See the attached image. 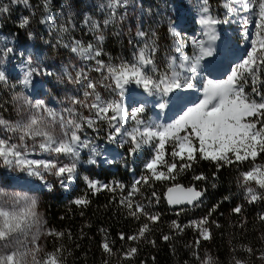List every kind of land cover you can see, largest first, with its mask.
<instances>
[{
	"label": "snow or ice",
	"instance_id": "6c2138e0",
	"mask_svg": "<svg viewBox=\"0 0 264 264\" xmlns=\"http://www.w3.org/2000/svg\"><path fill=\"white\" fill-rule=\"evenodd\" d=\"M130 0H107L106 4L100 7L106 12V18L103 21L105 27L115 24L120 16L118 9L127 8ZM237 7H232L229 3L223 6L228 13L237 11V8L253 12L255 15L256 33L251 40V48L247 56L232 69L231 74L226 80L214 82L207 81L204 88L203 99L199 103L188 107L174 121L168 124H160L153 121L142 119L145 112V106L133 107L129 112L125 110L123 97L125 86L134 83L142 87L149 95H159L162 99L168 96L174 89L191 88L192 76H183L181 71L175 70L173 63L169 64V70L158 73L156 76L149 74L157 73L152 56L156 48L149 47L146 43L141 48L134 61L121 60L119 63H105L99 57L103 54L101 49L93 43L85 45L80 40L72 39L70 43L63 44L70 52L78 58L85 61H95V67L91 69L80 68L72 76L67 69L65 75L68 82L80 85L83 89V99L73 96L69 97L70 105H78L79 108L88 109L89 115L85 116L76 107H66L63 112L67 115H59L53 110L44 106L43 101L32 103L23 97H13L14 100L24 99V104H17L16 111L20 119L15 121L6 120L0 117V162L6 168L14 171L26 172L27 175L44 180L45 173L61 178V185L66 187L64 180L71 181L77 169V161L80 156V149L89 147L90 141L81 139L79 133L83 131L84 125L93 128L97 121H105L112 131L108 133V140L115 142L118 136L127 137L123 143H130L129 154L135 153L142 147H148L152 151L151 158L144 167L152 173L155 180L164 181L175 179L174 170H177L176 158L186 160L188 163H181L179 171H184L191 167V163L197 159L210 160L214 162L217 169L231 165L234 162H244L250 158L255 159L264 153V94L256 87L260 79L259 73L264 69V0H234ZM199 23L204 26V40H193L196 53L192 58L187 56L181 57L180 68L188 73L195 74L200 60L206 56L212 55L211 42L215 40L213 26L221 23L209 13V0H201ZM12 5H24L30 7V0H9V4H0V16L9 14ZM45 13L49 12V0H43L42 3ZM69 12L68 23H72V16ZM48 23L50 28H57L54 21L48 16L40 21ZM226 22V21H225ZM83 23L89 27L90 31L99 33L95 35L97 41L103 42L104 35L100 32V25L93 21L87 13L84 15ZM245 24L248 20L245 19ZM30 24V18L23 16L19 19L17 27L24 29ZM61 34L68 33L69 28L65 25H59ZM170 32L175 36L176 33L172 28ZM138 37H145L146 33L137 31ZM155 35V33H153ZM29 38L32 33H28ZM5 42H6V38ZM131 42V41H130ZM59 43V41H58ZM177 52L180 48L175 49ZM12 47L0 49L4 55L13 52ZM32 58L29 57L28 64H32ZM37 68H29L24 74L21 81L27 86L31 76L37 72ZM95 71L101 74V80L94 81L89 72ZM49 75L51 73H48ZM0 82H6V75L0 70ZM108 82V83H105ZM251 83V94L245 91V86ZM98 85L110 89L118 99L105 100L97 90ZM260 97L259 100L253 98ZM159 108L164 109L165 103H159ZM43 109V112L51 117L46 120L43 115H37L31 110ZM28 112L27 118L23 113ZM127 121H132L133 126L129 129L126 127ZM58 127V131H57ZM28 141L32 146H38L41 152L49 153L56 159H29L30 149ZM172 146L171 156L173 162L165 160L166 145ZM198 145V146H197ZM93 156L99 155L95 148L92 149ZM68 157L71 160L69 164H61L59 157ZM90 159L89 163H95ZM162 165L167 169V174L158 171V166ZM215 175V174H214ZM242 185L245 187L246 198L249 203L264 199V166H254L250 170L243 172ZM89 190L100 191L101 189L113 190L109 185L100 184L99 181L84 178ZM195 180H205L203 174L194 176ZM149 177L142 176L132 185V191L129 192L131 197L139 191L137 185L141 181L147 183ZM254 181L257 186L254 189L249 186V182ZM117 186H121L117 184ZM50 187V186H49ZM202 191L194 187H183L176 184L167 189L165 197L168 203L189 205L196 207L203 196ZM156 196V193H152ZM227 199V197H225ZM76 205H87L88 200L84 197L77 198ZM122 204L129 210V214L136 219L141 215L147 217L150 222H157L159 214H150L145 211L144 205L135 204L131 200H122ZM218 205H214L209 215L215 211ZM184 209H181L183 211ZM241 207L236 206L232 209L234 213H240ZM139 214V215H138ZM259 220L264 221V214H261ZM208 218L204 217L199 221H192L193 225L199 228L200 236L204 240H209L211 235L206 227ZM215 223V222H213ZM172 226L177 230H182L180 225L172 222ZM43 220L37 211V201L35 198L27 197L20 193H8L6 189L0 188V264H65L62 257L63 246L57 247L52 252H44L43 247L38 244L41 236H56L58 239L64 235L63 232L54 230H43ZM151 231L148 223H144L136 235L128 236V240H137ZM121 239L124 235L121 234ZM163 240L169 239L168 235L162 237ZM200 240L196 241L199 246ZM243 250L252 254L250 247L242 246ZM102 250L109 256L112 254V248L105 242L102 244ZM136 247H131L122 252L124 259H129L137 253ZM41 253H44L41 256ZM193 257L199 261V264H218L213 257L207 253L200 258L196 251L192 253ZM264 260V251L258 257ZM104 264H109L108 260ZM232 264H248L246 260L233 257Z\"/></svg>",
	"mask_w": 264,
	"mask_h": 264
},
{
	"label": "rangeland",
	"instance_id": "374dc122",
	"mask_svg": "<svg viewBox=\"0 0 264 264\" xmlns=\"http://www.w3.org/2000/svg\"><path fill=\"white\" fill-rule=\"evenodd\" d=\"M0 2H2L1 4L3 5L9 4L7 3V0H0ZM217 2L218 3H216L215 10L209 9V13L212 16L214 15L213 17L220 18L219 21H222L221 23H217L213 26L214 34L216 37H218L217 41L211 42L213 56L215 58L223 56L225 59L230 58L231 56L233 57L238 49L243 48L248 43V48L245 50L244 56L241 59L242 61L247 56V52L251 48V40L254 38V35L256 33L254 22L255 15L253 12H248L240 8H237L236 12L228 13L227 9H224L223 5L225 3H229L232 7H237L236 3H234V0H217ZM106 3L107 0H104L103 4ZM199 5L202 6L201 0H130L127 8L118 9L120 16H123L124 18L121 20L118 17L115 24L108 25L113 32L111 34V37H113L117 41V55L115 56L108 55V52H103V43L95 39V35L99 33L90 31L89 27L83 23L84 15L85 13H87L89 16H91L93 21L97 22L100 25L102 31H105L106 27L104 26L103 21L106 18L107 14L100 7V0H87L85 1V3H79L77 5L78 7L72 11L74 15L72 16V23L68 26L69 32L64 34H61L58 30L59 25L63 24L64 22L63 13L59 14L58 12H56L46 13L43 15L41 14V18L39 19L37 25L31 24L24 29H19L17 27L19 19L22 16H25L26 12L23 5H12V10L9 14L0 16V20L2 19V21H0V49L4 47H12L14 49L13 52L7 53V55H4L3 52H0V70H3L6 75V82H0V117H3L4 119L10 121L20 119V116L17 115L16 106L17 104L23 105L24 99L14 100L13 97H23L26 98L27 101H30L32 103H35L36 101H43L44 106L58 114L57 119H59V115H67L63 112V109L66 107H76L80 112L83 113V115L88 116V109L79 108L78 105H70L68 99L69 97L77 96L83 99V89L80 85H75L68 82V78L65 75V69H67L72 76H75V71L80 68H94L95 61L81 60L75 54L70 52L68 48L63 47V44L70 43L72 39L79 40L74 36L75 33L86 29L87 33H89V36L85 37V41H80L83 43L85 42V45H87L88 43L97 45V47H99L103 53L99 57V59L103 60L105 63H119L121 60H130V57L133 56V49H135L136 43H141V37H138L136 35L138 30L144 31L146 27H167L166 19L175 11L176 13L177 11H182L181 13L190 14L192 16L199 15V13L201 14V6ZM208 6H211V0H209ZM130 9L133 10L130 12ZM45 16H48L51 21H54L57 25V28L53 29L50 28L48 23H41L40 21L44 19ZM245 19L248 20L247 24L244 23ZM162 20L164 21L162 22ZM131 26H133V33H131L127 29V27ZM202 28L203 27L194 24L190 25L189 28L186 29V33L182 37L184 43H188V48H186L187 51L184 52V54H186L185 56L192 58L196 53L197 50L194 47L193 40L197 39L207 42V37L204 35L205 29ZM18 30H20L22 33L19 34ZM49 31H53V34H48L49 37L45 36V33H48ZM29 32L32 33L31 38H29L28 36ZM160 35L161 37H163L162 32ZM200 35L202 36V38ZM4 38H6V42ZM172 39L174 40V38ZM190 39L192 41H190ZM161 40L165 42L167 40V48L170 51H168L169 54L167 55L166 53H160L156 55V69L160 72L166 71L169 67V64L173 63L174 68H176V70L178 69L177 71H181L183 76H192L193 84V88L191 87V89L179 88L173 90L172 93H174L171 94L172 96L168 95L165 97V105L167 104L166 99L169 100L173 96L174 99H177L178 97L179 99L182 98L181 100L183 103L184 95L190 93L193 89H195L196 82H198V92L194 96L192 102L186 105L183 111H185L188 107L199 103V101L203 99L204 88L207 81L211 80L214 82H219L226 80L227 77L231 74L233 67L239 63L234 62L229 70L224 71L221 74L218 73L219 75L216 74L217 76L207 79L205 77H202L206 76L204 67H207V64L203 61V59L199 62V68L196 71L197 73H187L180 68L182 56H180L179 52L182 49H180L179 52L175 50L177 47L180 48V46L171 41V36L169 35V33L168 35H165V37L161 38ZM50 47L55 49L60 47L64 49V52L61 55L59 53L58 55H54L52 54L54 50H52V48ZM137 53L138 52L134 53V57ZM29 57H31L33 61L31 65L28 64ZM30 67L37 68L38 70L37 72H34L32 74L29 82L34 85V89L28 88L21 83L24 78L25 72H27ZM48 73L51 74L49 75ZM89 76L94 81L101 80V74L98 72L90 71ZM259 76L260 79L258 80L256 87L262 94H264V69L261 70ZM199 77H202V79H198ZM251 87L252 85L251 83H249L245 86V91L251 94ZM97 90L101 93L105 100L117 99L115 93H112L110 89H106L98 85ZM142 91L148 94L144 91V89H142ZM253 98L257 100L260 99V97L255 96L254 94ZM141 104L142 103H126L124 107L125 110L130 113L133 107L140 106ZM143 105L145 106V112L142 114V119L150 121L152 112L157 111V109H155L154 107V102L151 104V106L150 104ZM31 111L36 112L37 115H43L46 120H51V117H48L47 114L43 112V109H33ZM183 111L176 115L174 120L178 116H180ZM163 113L170 115V112ZM146 114L149 118L144 117ZM23 115L25 118H27L28 112H24ZM104 122L105 121H98L95 126H97L99 130H102L103 127L106 126V128H104V135H108V133L112 131V129H110L108 124L106 125V123ZM132 126L133 122L127 121L126 127L130 129ZM79 135L81 136L82 140L90 141L91 143L89 144V147L80 149V156L77 161L76 173H74L73 179L71 181H68L66 179L64 180V184L67 185L66 187L61 185V178H57L54 175H48L47 173H45L44 180H40L36 177L27 175L26 172L14 171L6 168L2 165V162H0V188L6 189L10 194L20 193L27 197L36 199L37 211L43 220L42 231L48 230V227L46 225L45 212L42 204L44 195L54 193L57 194L59 192L68 193L72 189H74V187L77 185V181H82L83 184L87 185L84 179L85 177L94 180L92 176L94 168L97 164L100 163V159L97 158L98 155L93 156L92 153V149L95 146H98V148L95 147L98 153L101 150L107 148V150H103L101 155H103V158L105 159L104 161H110L111 159H118L119 153H112L109 148H116V151H120L121 148L130 145V143L122 142L127 139V137L123 136H118L115 142H110L106 138H98V136L94 135V130L91 131V129L87 127V125H84L83 131H81ZM28 144L30 145V149L32 147L35 148V150H30L28 155L29 159H56V157L50 155L49 153L41 152L38 146H32L31 141H28ZM168 146L170 147L169 153H171L172 146L170 144H168ZM138 151L140 152V156H137V158H135L134 153L129 154L127 151V147H125V149H123L124 154L121 156L122 166H128V164L130 165L133 163V161H135L136 166H138L141 170L146 169L144 165L151 158L152 151L147 147L146 149H143L142 147ZM104 153H106L105 157ZM90 159H94L96 162L94 164L89 163ZM58 160L61 164L71 163L70 158L64 156L59 157ZM165 160L168 161L166 155ZM160 168H163V166L159 165L158 171H161ZM128 172L131 179L134 182L137 181L138 176L136 175L135 171L133 169H129ZM46 236L47 235L41 236L40 240L38 241V244H40L43 249L44 239ZM43 255L44 253H41V256Z\"/></svg>",
	"mask_w": 264,
	"mask_h": 264
},
{
	"label": "trees",
	"instance_id": "16d2710c",
	"mask_svg": "<svg viewBox=\"0 0 264 264\" xmlns=\"http://www.w3.org/2000/svg\"><path fill=\"white\" fill-rule=\"evenodd\" d=\"M85 1L87 0H49L48 13H63V24L68 27L69 12L72 13L79 3ZM7 2L9 3V0ZM42 3L43 0H30V7L23 5L27 17L30 18L29 25H37L40 15L46 14ZM18 31L19 34L22 33ZM53 31L45 33V36L49 37L48 34H53ZM74 36L85 41L89 33L84 29ZM116 46V42L107 40L103 45V52L116 55ZM52 50L55 55L64 52L60 47ZM169 151L170 147L166 145V158L173 162ZM196 155L197 159L184 171H179V165L188 163L186 158L175 159L177 170L173 173L174 180H155L150 171L134 166L139 180L142 176L149 177V180L147 183L141 181L137 185L139 191L131 197L129 192L132 191L134 181L128 169H123L119 164L115 168L99 166L93 171V179L104 181V185L113 189L111 191L101 189L94 192L82 181H77V185L68 193L44 195L42 204L48 230L64 233L59 239L47 235L44 239V252H52L55 248L63 246L62 257L65 264H104L105 260H108L109 264H199L192 255L193 251H196L200 258L207 253L218 261V264H232L234 256L246 260L248 264H264V260L258 258L264 251V221L258 218L264 214V199L249 203L245 187L241 183L243 172L254 166H264V153L255 161L250 158L219 169L214 162L199 159V153ZM160 170L167 174L166 168ZM200 174L207 179H193ZM117 184L121 186L118 187ZM176 184L192 186L204 193L196 207L172 209L167 206L164 192ZM249 186L254 189L257 187L254 181L249 182ZM153 192L156 196L152 195ZM80 197L88 200L86 206L74 203V200ZM122 200H131L134 206L144 205L148 213L159 214V220L153 223L143 215L136 219L129 214L128 208L121 203ZM214 205L218 207L209 215ZM236 206L241 207L240 213L232 211ZM204 217L208 218L203 227H206L211 235L209 240H204L200 236L199 228L191 223ZM173 221L180 225L182 230L173 227ZM144 223L149 224L151 231L137 240H128L127 237L136 235ZM121 234L124 239L120 238ZM164 235L169 236L167 241L162 239ZM197 240H200L199 246L196 245ZM105 242L112 248L110 256L102 250V244ZM242 246L252 248V254L244 251ZM131 247H136L137 253L129 259H124L122 252Z\"/></svg>",
	"mask_w": 264,
	"mask_h": 264
},
{
	"label": "bare ground",
	"instance_id": "6f19581e",
	"mask_svg": "<svg viewBox=\"0 0 264 264\" xmlns=\"http://www.w3.org/2000/svg\"><path fill=\"white\" fill-rule=\"evenodd\" d=\"M186 1V0H185ZM190 1V0H189ZM188 2V1H187ZM196 2V1H195ZM200 2V1H199ZM216 2H217V0H216ZM175 3V2H174ZM218 3V2H217ZM219 3H221V2H219ZM195 4V3H194ZM175 5V4H174ZM189 6V5H188ZM191 6V5H190ZM199 6H201V5H199ZM172 7V6H171ZM178 7V6H177ZM160 8H162V7H160ZM192 8V7H191ZM194 8V7H193ZM177 9V8H176ZM215 9H216V3H215ZM225 9V8H224ZM149 10H153V9H149ZM172 10V9H171ZM174 11V10H173ZM193 11H195V10H193ZM182 12V11H181ZM181 12H178L177 11V13H176V11L175 12H173V14H171V15H169L168 16V18L166 19V24H167V27H169L168 28V31H167V35H168V33H169V35L171 36V41L174 43H176V44H178L179 46H180V49H182L179 53H180V56H185L186 54H184V52L185 51H187L186 50V48H188V43L186 42V43H184V41L182 40V37L185 35V33H186V29L187 28H189V26L190 25H194V24H197V26L199 25V26H201V27H203L204 28V26H202L200 23H199V18H200V13H199V15H190V14H183V13H181ZM171 13V12H170ZM167 14H168V12H167ZM125 16V15H124ZM159 16V15H158ZM214 16V15H213ZM217 16V15H216ZM160 19H162V18H160ZM220 19V18H219ZM164 20H162V22H163ZM157 22V21H156ZM157 24V23H156ZM164 24V23H163ZM162 27V26H161ZM170 28H172L173 29V31L176 33V35L174 36L173 34H172V32H170L169 31V29ZM202 28V29H203ZM194 32V31H193ZM199 35V34H198ZM201 36V35H200ZM193 37V36H192ZM216 37V36H215ZM172 38H174V40L172 39ZM201 38H202V36H201ZM170 39V38H169ZM187 39V38H186ZM195 39V38H194ZM185 40V39H184ZM197 40V39H196ZM218 40V37H216L215 38V40L214 41H217ZM189 41V40H188ZM190 41H192L191 39H190ZM168 43V42H167ZM214 44V43H213ZM175 45V44H174ZM221 45V44H220ZM171 46V45H170ZM176 46V45H175ZM169 48H171V47H169ZM168 51H170V50H168ZM178 53V54H179ZM167 54H169V53H167ZM175 54V53H174ZM225 54V53H224ZM236 54H237V52H236ZM236 54L234 55V56H236ZM173 55V54H172ZM216 55V54H215ZM233 56V57H234ZM133 57V56H132ZM174 57V56H173ZM217 57V56H216ZM230 59H232V56L230 57V58H224L223 56L222 57H218V58H215L214 56H213V52H212V55H211V57L210 56H206V57H204L203 58V61L207 64V67H209V66H211L212 64H214V63H217V62H219V61H226V62H228ZM178 61V60H177ZM181 62V61H180ZM179 62V63H180ZM203 63V62H202ZM178 64V63H177ZM199 68V67H198ZM168 70H169V67H168ZM175 70H176V68H175ZM178 70V69H177ZM229 70V69H228ZM222 72H223V70H222ZM188 73V72H187ZM197 73V72H196ZM217 75H219L218 73H217ZM195 80V79H194ZM26 87H28V88H32V89H34V85L32 84V83H29ZM193 88V87H192ZM191 89V88H190ZM28 90V89H27ZM136 89H135V87H129V86H125V92H124V101H123V103H124V105L126 104V103H142V104H150V106H151V104L154 102V107H155V109H157V111H154V112H159V110H161L160 108H159V103H165V97H163V99L159 96V95H149V94H146V93H144L143 91H142V89L141 88H137V90L138 91H142L140 94L141 95H143V97L141 96V97H137L136 95H135V93H136V91H135ZM175 90V89H174ZM29 92V91H28ZM184 92V91H183ZM174 93V92H173ZM177 94H178V92H177ZM172 96V95H171ZM153 97V98H152ZM182 99V98H181ZM181 99H179V97L177 98V99H174V96L173 97H171V99H166L167 100V106L168 105H172V106H179V105H182V100ZM171 112V111H170ZM161 114H162V112H161ZM152 118V119H151ZM150 119H151V121H156L157 123H160L159 122V119L157 118V119H154L153 118V112H152V115H151V117H150ZM106 156V153H104V157Z\"/></svg>",
	"mask_w": 264,
	"mask_h": 264
},
{
	"label": "built area",
	"instance_id": "2783aa9c",
	"mask_svg": "<svg viewBox=\"0 0 264 264\" xmlns=\"http://www.w3.org/2000/svg\"><path fill=\"white\" fill-rule=\"evenodd\" d=\"M103 1L104 0H100V5H102L103 4ZM2 2H0V4H1ZM8 3V2H7ZM215 3H217L216 2V0H211V6H208L209 7V9H211V10H215ZM95 10V9H94ZM133 9H130V12L132 11ZM25 16H27V15H25ZM23 17V16H22ZM216 19H218V20H220L219 18H216ZM134 26V25H133ZM133 26H131V27H127V29L131 32V33H133ZM168 28L169 27H159V28H150V27H146L145 28V30L143 31L144 33H146V36L145 37H143V38H141V43H136V45H135V49H133V57H130V60H125V61H134V53L135 52H138L141 48H143L144 47V45L147 43L148 45H149V47L151 48V47H155L156 48V52H155V54L152 56V58H153V60H154V65H155V67L157 66L156 65V55H158V54H160V53H166V55H167V53H168V48H167V40H166V42L165 41H163V40H161V38H163V37H165V35H167V31H168ZM100 32H102V34L104 35V40H103V45H104V43L107 41V40H109V41H114V42H116V44H117V41L113 38V37H111L112 35V30H111V28L108 26V27H106V29H105V31H102V28L100 27ZM161 32L163 33V37H161ZM153 33H155V35H153ZM123 41V40H122ZM194 50V49H193ZM111 51V50H110ZM115 51H116V53H117V46H116V49H115ZM53 54L55 55V52H53ZM108 55H112V53L110 52V53H108ZM117 55V54H116ZM112 56H115V55H112ZM210 57H211V55H210ZM166 71H168V68H167V70ZM166 71H158L157 70V73H152L151 71H149V74H151V75H153V76H156L158 73H162V72H166ZM126 86H129V87H136V88H142V87H138L137 85H135L134 83H132V84H128V85H126ZM143 89V88H142ZM117 99H118V97H117ZM98 122V121H97ZM104 123H106V125H107V122H104ZM95 128H96V130L94 131V135L95 136H98V138H106V139H108V135H104V128H106V126H104L103 127V129L102 130H99L98 129V127L97 126H95ZM91 129V131L93 130V128H90ZM130 147H131V144H130Z\"/></svg>",
	"mask_w": 264,
	"mask_h": 264
},
{
	"label": "water",
	"instance_id": "95a60500",
	"mask_svg": "<svg viewBox=\"0 0 264 264\" xmlns=\"http://www.w3.org/2000/svg\"><path fill=\"white\" fill-rule=\"evenodd\" d=\"M174 186V185H173ZM181 186H183V185H181ZM170 187H172V186H170ZM183 187H185V188H187V187H192V186H183ZM169 188V187H168ZM167 188V189H168ZM167 189L165 190V192H164V199H165V201H166V203H167V206L169 207V208H179V207H185V206H189V205H179V204H169L168 203V201H167V199H166V197H165V193L167 192ZM197 190V189H196ZM199 191V190H198Z\"/></svg>",
	"mask_w": 264,
	"mask_h": 264
}]
</instances>
